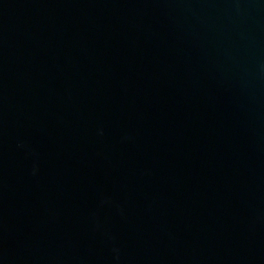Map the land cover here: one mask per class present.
I'll return each mask as SVG.
<instances>
[{
    "label": "water",
    "instance_id": "obj_1",
    "mask_svg": "<svg viewBox=\"0 0 264 264\" xmlns=\"http://www.w3.org/2000/svg\"><path fill=\"white\" fill-rule=\"evenodd\" d=\"M0 264H264V0H0Z\"/></svg>",
    "mask_w": 264,
    "mask_h": 264
}]
</instances>
